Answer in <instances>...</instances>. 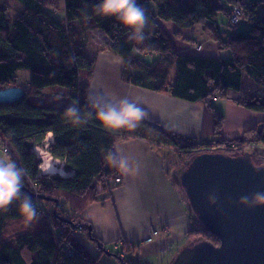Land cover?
I'll use <instances>...</instances> for the list:
<instances>
[{
  "label": "trees",
  "instance_id": "16d2710c",
  "mask_svg": "<svg viewBox=\"0 0 264 264\" xmlns=\"http://www.w3.org/2000/svg\"><path fill=\"white\" fill-rule=\"evenodd\" d=\"M15 1L22 7L14 10L11 23L9 6L0 3V90L19 87L24 96L14 103L0 104V141L6 142L8 156L24 170L21 191L32 199L40 218L31 224L23 221L18 200L6 211L0 210V264H102L101 253L113 256L92 231L88 234L91 225L81 218V213L90 204L107 199L119 185L111 181L119 177L120 169L105 159L119 141L146 140L179 157L185 156V166L212 142L217 147L250 141L264 144L263 122L247 128L240 138L225 139L221 134L223 116L213 103L215 97L225 98L228 91H240L243 76L264 87V16L256 15L264 0H137L149 21L143 43L131 39L130 30L114 17L97 15L94 6L99 0H63V20L55 19L52 10L47 9L54 6L50 0ZM232 9L239 11L241 21H251L247 32L227 35L219 28V12L224 13L229 27L241 22L234 25L227 20ZM163 23L174 26V37H181L183 30L208 24L211 38L218 45V56L179 53ZM90 31L102 32L106 37L102 49L122 58L125 83L169 93L190 103H204L213 116L210 140L166 131L145 119L134 131L108 129L94 118L80 125L70 123L64 116L68 106L78 102L82 113L91 110L88 90L95 60L85 52ZM134 52L156 58L148 63ZM20 71L29 73L27 88L21 87ZM46 89L49 94H43ZM57 94L60 100L53 99ZM43 96L47 98L42 102ZM234 103L264 113V97L259 95ZM48 133L53 137L49 153L62 162L71 176L41 175L32 148L41 145ZM259 152H249L256 164H261ZM195 222L196 219L187 237H202L218 245V238ZM76 230L95 243L100 250L98 256L79 242ZM137 246H126L125 250L135 251ZM116 258L122 264H131L119 255Z\"/></svg>",
  "mask_w": 264,
  "mask_h": 264
},
{
  "label": "crops",
  "instance_id": "0c3cea01",
  "mask_svg": "<svg viewBox=\"0 0 264 264\" xmlns=\"http://www.w3.org/2000/svg\"><path fill=\"white\" fill-rule=\"evenodd\" d=\"M162 25L171 30L169 32L165 29L171 34L175 47L179 45L180 49L176 47L179 53L218 56V45L211 38L209 26L183 30L181 37H174V26L169 23ZM91 35H100L95 48L90 49L89 40L85 51L87 57L95 60L89 79L88 97L91 101L98 96L111 95L138 99L147 113L145 120L166 131L196 139L211 134L213 116L206 110L204 103H190L169 93L154 92L125 83L122 80V58L102 49L106 42L102 32L90 31L88 39ZM262 92L264 88L243 76L240 91H228L225 98L213 102L216 112L223 116L221 134L225 139L240 138L247 128L264 123V113L250 111L234 103L237 99L260 96ZM117 151L130 159L131 170L127 173L120 170L118 176L121 184L114 186L107 199L87 206L81 218L91 225L92 234L96 238L108 241L116 231V215L120 231L125 232L130 242H140L146 255L165 254L169 258L166 264H172L177 254L186 248V244H190L187 245L190 247L196 241L194 237H187V233L194 227V218L179 189L174 186L175 178L170 176L168 170V165L175 163L176 159L172 155L176 154L138 138L119 141L114 146V152ZM263 155L264 150H260L259 156ZM97 190L99 192L100 188ZM151 230L159 234L147 242Z\"/></svg>",
  "mask_w": 264,
  "mask_h": 264
},
{
  "label": "water",
  "instance_id": "95a60500",
  "mask_svg": "<svg viewBox=\"0 0 264 264\" xmlns=\"http://www.w3.org/2000/svg\"><path fill=\"white\" fill-rule=\"evenodd\" d=\"M23 96L19 87L1 89L0 104ZM179 181L202 228L219 243L193 244L172 264H264V164H256L248 152L202 153L186 165Z\"/></svg>",
  "mask_w": 264,
  "mask_h": 264
},
{
  "label": "clouds",
  "instance_id": "9594fccd",
  "mask_svg": "<svg viewBox=\"0 0 264 264\" xmlns=\"http://www.w3.org/2000/svg\"><path fill=\"white\" fill-rule=\"evenodd\" d=\"M97 15L114 17L122 26L130 30V38L138 43L146 39L145 29L148 25L146 11L137 0H99L94 6ZM60 100L61 95L53 97ZM78 102L68 106L64 111L65 118L74 125L87 123L95 119L108 129H127L134 131L138 124L147 117L138 99L121 98L116 95L96 97L88 107L90 111L81 112ZM8 149L0 145V210H7L14 201H19L18 212L23 221L31 224L38 221L40 213L32 199L22 194L24 170L7 157ZM249 153V152H248ZM242 154V153H241ZM106 161L122 172L131 170L130 159L117 152L109 151Z\"/></svg>",
  "mask_w": 264,
  "mask_h": 264
},
{
  "label": "rangeland",
  "instance_id": "374dc122",
  "mask_svg": "<svg viewBox=\"0 0 264 264\" xmlns=\"http://www.w3.org/2000/svg\"><path fill=\"white\" fill-rule=\"evenodd\" d=\"M52 3H53V7H49L47 8L48 10L51 9L52 10V14L54 16L55 19L57 20H62L63 19V13H64V6H63V0H50ZM0 3L2 4H7L10 8V18H9V23H11V21L14 19L15 17V12L14 10L15 9H18L20 10L21 9V4L18 3L17 1L15 0H0ZM149 7L155 11L156 10V7L155 5L153 4H149ZM256 15L257 17H262L264 16V6H263V3H260L257 10H256ZM231 17L233 19L234 17V14L230 13L228 15V19L230 22H231ZM238 17V16H237ZM241 17L239 15V18L238 20L241 21ZM235 21H237V18H234ZM217 21H218V26L221 30H224V32L227 34V35H230L232 33H236V32H247L249 30V27H250V24H251V21H246V20H242L241 22H239L236 27H229V25L226 24V17L224 15V13L222 12H219L218 13V16H217ZM232 23V22H231ZM237 23V22H236ZM233 24V23H232ZM235 25V24H234ZM205 26H209L208 24H206ZM165 29H167V26L165 25ZM169 32H171V30L167 29ZM171 35V34H170ZM100 36V35H99ZM99 36L97 35H91L89 40H90V46L91 48L90 49H93L95 48L96 44H98L97 42H99ZM128 36L130 37V32L128 33ZM177 49H180L179 45L177 44L176 45ZM199 50V47L197 48ZM134 55L135 56H138L140 58H142L144 61L148 62V63H151L154 61V59L156 58L155 55H148V54H143V55H139L138 53L134 52ZM21 74L20 76H23L22 79H23V82H21V87L22 88H27L28 87V84H26V81L27 79H29V73L26 72V71H20ZM171 76L173 77V75L171 74ZM260 88H264V87H260ZM262 91V90H261ZM50 91L49 90H45L43 92V94H49ZM260 93V92H258ZM260 96L264 97V92H262V94H260ZM46 96L42 98V102L44 100H46ZM205 138L209 141L211 136H205ZM1 145V144H0ZM257 145H260L259 147H254V146H257ZM211 146L213 147H216L217 149L220 150V152L218 153H223V154H226V155H232L234 154V152H232L231 150H227V149H231L232 146H239L240 148H246V147H250L247 151H241V153H245V152H254L256 150L262 152V150H264V144H260V143H256V142H253V141H250L249 143L247 142H243V143H240V144H232V143H227V144H224V145H219L220 147H217V144L212 142L211 143ZM173 158H175V163L173 164H169L168 165V170H169V173H170V176L175 180H173L174 182V186H176L179 191H180V194L185 202V204L188 205L189 209H190V214H192V217L194 219H196L197 222H195L197 224V226L201 227L202 228V225L200 224V222L197 220L195 214H193L190 206H189V203H188V200H187V197L184 193V190L180 184V181H179V176L182 172V170L186 167L185 164V160H186V157L185 156H178L176 154V156L172 155ZM258 156V155H257ZM8 158H10L8 155H7ZM259 157V160L258 162L261 163V164H264V155L263 156H258ZM11 159V158H10ZM63 165V164H62ZM47 176H50V175H47ZM45 207V205H44ZM115 215V214H114ZM114 220H115V223H116V231L114 232V235H113V238L111 240H108V241H104V239L100 238L102 241V247L103 249L112 254L113 256H109L107 255L105 252L101 253L100 254V250L98 249V247L95 245V243L93 241H91L89 238H87V235L84 233V232H81L79 235L77 233H79V230H76V235L78 237V240L79 242L92 254L96 256H98L100 254V262L102 264H122L120 259L119 258H116V256L119 255L120 258L123 259L124 262H127L129 261L131 264H166V263H169L168 259L169 258H166V255L165 254H160L158 256H149V255H146L143 253L142 251V246L140 247V242H137V243H134V242H130L129 241V238L126 236L125 232H121V228H120V224L118 223V219L116 217V215L114 216ZM159 234V232H156V233H152V236L153 237H156L157 235ZM152 240V239H151ZM150 240V241H151ZM195 242L192 243L193 244H196L200 241H204L202 237H198L196 236L195 238ZM147 238V242H150ZM123 243V244H122ZM129 243H131V245H138L135 249V251H132V250H129V251H126L125 250V247L126 246H129ZM187 245H190V244H186V248H187ZM191 245V246H192ZM140 248V250H139ZM185 249V248H184ZM123 251H125V256H120V253H122ZM116 255V256H115Z\"/></svg>",
  "mask_w": 264,
  "mask_h": 264
},
{
  "label": "bare ground",
  "instance_id": "6f19581e",
  "mask_svg": "<svg viewBox=\"0 0 264 264\" xmlns=\"http://www.w3.org/2000/svg\"><path fill=\"white\" fill-rule=\"evenodd\" d=\"M53 142L51 133H48L41 145L34 146L32 151L35 153L36 158L39 161V170L41 175H54L58 174L61 177H69L71 172H66L62 167V162L52 157L48 149Z\"/></svg>",
  "mask_w": 264,
  "mask_h": 264
},
{
  "label": "built area",
  "instance_id": "2783aa9c",
  "mask_svg": "<svg viewBox=\"0 0 264 264\" xmlns=\"http://www.w3.org/2000/svg\"><path fill=\"white\" fill-rule=\"evenodd\" d=\"M234 14V17H233V19H232V17H231V22L233 23V24H237L238 23V18H239V11L237 10V9H232V11H231V14ZM238 16V17H237ZM234 18H237V21H235L234 20ZM237 22V23H236ZM198 47H200V46H198ZM219 99V97H215L214 98V101H216V100H218ZM248 143V142H247ZM1 145H3V146H6L7 147V149H8V146H7V144H6V142L5 141H1ZM251 147V146H250ZM250 147H246V148H240L239 146H237V147H235V146H232L231 147V149H227V150H231L232 152H234V154H232V155H237V154H241V151H247ZM254 147H256V146H254ZM203 151V153H218V152H220V150L219 149H217L216 147H213V146H210V147H208L207 149H202ZM7 155H9V150H8V152H7ZM111 183L112 184H121V179H120V177H116L113 181H111ZM34 200H35V203L36 204H38V202H37V198H34ZM156 233V231L155 230H151V236L150 237H148V240L150 241L152 238V233ZM120 256H124V252H122V253H120Z\"/></svg>",
  "mask_w": 264,
  "mask_h": 264
}]
</instances>
